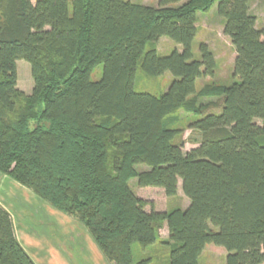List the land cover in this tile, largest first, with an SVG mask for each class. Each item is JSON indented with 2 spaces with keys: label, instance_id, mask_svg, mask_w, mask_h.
Returning a JSON list of instances; mask_svg holds the SVG:
<instances>
[{
  "label": "trees",
  "instance_id": "trees-1",
  "mask_svg": "<svg viewBox=\"0 0 264 264\" xmlns=\"http://www.w3.org/2000/svg\"><path fill=\"white\" fill-rule=\"evenodd\" d=\"M249 1L0 0V172L80 222L111 264H144L132 245H153L163 221L161 264H200L206 244L226 250L224 264H263L264 25ZM215 2L232 75L197 90L217 71L207 43L192 50L197 14ZM161 36L180 48L159 54ZM19 59L30 93L17 87ZM137 69L172 78L160 93L135 91ZM180 108L200 133L189 150L167 125ZM132 178L168 197L180 181L189 203L146 211ZM0 264H35L1 203Z\"/></svg>",
  "mask_w": 264,
  "mask_h": 264
},
{
  "label": "rangeland",
  "instance_id": "rangeland-1",
  "mask_svg": "<svg viewBox=\"0 0 264 264\" xmlns=\"http://www.w3.org/2000/svg\"><path fill=\"white\" fill-rule=\"evenodd\" d=\"M130 1H138L146 5H155L157 3V0ZM249 9L250 12L256 16V26L261 27L264 25V0H250ZM196 25L197 32L192 43L193 54L198 57L200 42L207 43L209 49L214 55L217 67L215 76H202L197 79V90L207 83H226L231 79L235 51L229 38L223 34V19L217 13V2L211 6L209 11L199 12L197 14ZM156 48L159 54L164 55L169 53L174 48L179 49L180 46L166 36H161L156 42ZM16 64L17 87L25 93H30L33 86L30 65L24 59L17 60ZM101 72L102 65L98 64L91 73V79L99 78ZM171 78L170 73L151 76L142 72L140 69H137L133 82V89L135 91L160 93L166 89ZM210 100H214V98H201L200 102L206 103ZM193 118L194 117L191 113H188L180 108L174 113L172 118H169V121L167 122V125L169 126H175L183 129L182 141L184 143V150H189L197 146L200 140V133L188 127V123ZM261 121L262 120L260 119L257 120L259 123H261ZM4 175L6 174L0 172V181L3 179ZM6 180L7 183L4 182V185L10 184L11 181L8 179ZM129 184L132 191L138 197H141L148 202L147 205L144 206L146 211H149L151 208L160 212L171 208L184 209L189 203V199L182 192L180 181L177 186V193L173 197L166 196L163 189L160 187L138 186L135 178L130 179ZM57 214L59 213L57 212ZM53 215H55V213H51L50 218H53ZM85 230L83 229V232L85 235L88 234L89 240H91L89 241L90 243L87 244L86 241H83L81 247L76 243V241L72 243L68 242L62 250L63 257H61L60 254H56V249L53 250L54 253L58 255L57 257H60L59 262L61 261V264H111L105 259L92 240L90 234ZM158 232L159 238L153 245L147 246L146 248H140L137 243L132 245L135 261H144V264H161L164 261L169 251L168 246L163 243V241L168 237L166 221L162 222V226L159 228ZM83 237L84 236L82 235L81 238ZM67 256L70 258V261H68ZM225 256L226 250L223 247L216 246L214 244H206L201 256L199 257V262L200 264H224ZM64 258L66 259V262L62 261Z\"/></svg>",
  "mask_w": 264,
  "mask_h": 264
},
{
  "label": "crops",
  "instance_id": "crops-1",
  "mask_svg": "<svg viewBox=\"0 0 264 264\" xmlns=\"http://www.w3.org/2000/svg\"><path fill=\"white\" fill-rule=\"evenodd\" d=\"M6 179L11 181L10 184L4 185ZM0 203L10 213L15 235L35 264H61L56 254L63 257L62 250L68 242L76 241L82 247L83 241L87 244L91 241L88 234H84L83 229L86 228L80 222L57 211L29 188L7 175L0 181ZM48 213L55 215L50 218ZM67 259L70 261L68 256ZM62 261L66 262V259Z\"/></svg>",
  "mask_w": 264,
  "mask_h": 264
}]
</instances>
